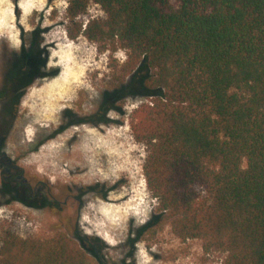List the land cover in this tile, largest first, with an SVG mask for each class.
<instances>
[{
  "label": "trees",
  "instance_id": "1",
  "mask_svg": "<svg viewBox=\"0 0 264 264\" xmlns=\"http://www.w3.org/2000/svg\"><path fill=\"white\" fill-rule=\"evenodd\" d=\"M92 4L103 16L82 30L75 19ZM67 16L76 26L70 39L82 34L128 53L121 83L102 92L104 121L127 96L151 95L130 125L173 232L203 240L223 264H264V0H69ZM55 75L43 67L39 78ZM69 231L42 240L8 234L0 264H104Z\"/></svg>",
  "mask_w": 264,
  "mask_h": 264
},
{
  "label": "rangeland",
  "instance_id": "2",
  "mask_svg": "<svg viewBox=\"0 0 264 264\" xmlns=\"http://www.w3.org/2000/svg\"><path fill=\"white\" fill-rule=\"evenodd\" d=\"M19 1L0 0V41L17 50L19 35L28 40L36 31L45 71L56 75L39 78L28 89L7 152L33 183L44 181L59 202L52 209L32 210L0 201V248L8 234L42 240L60 233L70 236L71 229L95 247L104 264H223L225 255L206 251L203 240L182 239L173 232V218L160 210L147 187V149L135 140L130 123L134 110L150 101L151 95L135 94L119 101L115 111L108 113L107 125H72L44 139L58 130L66 111L78 119L97 108L103 90L121 83L119 68L128 53L117 44L88 41L82 34L70 39L67 33L76 26L67 16L69 0H22L28 7L24 12ZM102 16L92 4L75 22L83 24V30L88 21ZM68 60L73 62L71 72L66 69ZM38 140L42 143L35 149ZM89 142L103 149L84 164L81 149ZM113 208L120 215L106 218L104 211ZM156 216L157 223L137 235Z\"/></svg>",
  "mask_w": 264,
  "mask_h": 264
},
{
  "label": "flooded vegetation",
  "instance_id": "3",
  "mask_svg": "<svg viewBox=\"0 0 264 264\" xmlns=\"http://www.w3.org/2000/svg\"><path fill=\"white\" fill-rule=\"evenodd\" d=\"M18 38L17 50L10 49L5 40L0 41V201L7 206L18 204L32 210L52 209L59 201L53 197L48 185L42 180L33 183L25 170L7 152V142L19 118L21 103L28 89L41 77V68L46 67L45 56L39 50L41 40L37 32L30 33L28 40L23 35ZM99 105L100 103L92 112L98 110L94 119H75L73 115L71 122L63 120L58 130H54L44 139L56 136L70 128L73 123L83 124L81 121L93 127L107 125L110 121H104L106 112H100ZM65 114L62 119L66 118ZM41 143L38 140L35 149Z\"/></svg>",
  "mask_w": 264,
  "mask_h": 264
},
{
  "label": "bare ground",
  "instance_id": "4",
  "mask_svg": "<svg viewBox=\"0 0 264 264\" xmlns=\"http://www.w3.org/2000/svg\"><path fill=\"white\" fill-rule=\"evenodd\" d=\"M25 1V0H24ZM24 1H22L21 3H20V5H21V7L23 8V12L24 11H27V6L25 5V3H24ZM34 1V0H33ZM2 2V1H1ZM30 3V2H29ZM33 4V3H32ZM38 8V7H37ZM70 47V46H69ZM70 54V53H69ZM70 56V55H69ZM68 56V57H69ZM71 59V58H70ZM69 59V60H70ZM65 61H66V59H64ZM68 60V61H69ZM73 60V59H72ZM73 63V62H72ZM72 63H71V61H69L67 64H66V67H68V68H66V69H69V71H70V69H71V67H72ZM65 64V63H64ZM64 64H62V65H64ZM63 68H64V66H63ZM66 69L64 70V71H66ZM69 71H67V72H69ZM66 72V73H67ZM71 72V71H70ZM61 74H62V72H61ZM65 74V73H64ZM69 74V73H68ZM65 76V75H64ZM69 76V75H68ZM61 77V76H60ZM100 144H102V143H100ZM100 149H103L102 148V145H96L95 146V148H93V147H91V145H90V142L89 143H87V145L86 146H84L82 149H81V151H82V153H83V160H84V164H90L91 163V160L92 159H94V157L95 156H97L98 155V151H101ZM111 150H112V148H111ZM110 150V151H111ZM114 150V149H113ZM116 151V150H115ZM113 152V151H112ZM117 152V151H116ZM114 154V153H113ZM118 154V153H117ZM120 156V155H119ZM118 156V158H121V157H119ZM112 157H114V156H111V158ZM32 159V158H31ZM117 159V158H116ZM110 169V168H109ZM111 170V169H110ZM113 173V172H112ZM87 177V176H86ZM96 208V207H95ZM109 208V207H108ZM97 209V208H96ZM99 209V208H98ZM101 210H102V208H101ZM108 210V209H107ZM103 211V210H102ZM102 211H101V213H102ZM126 211V210H125ZM108 212V213H107ZM124 213V212H123ZM126 214V213H125ZM101 215H103V214H101ZM104 215L106 216V218H107V215H110V216H108V217H111V215H113V216H119L120 215V212H119V209L117 208V209H115V208H113L112 210H109V211H104ZM139 215V214H138ZM125 216V215H124ZM121 218V217H120ZM119 219V218H118ZM109 220V219H108ZM107 220V221H108ZM110 224L113 226V219L112 218H110ZM108 223V222H107ZM111 225H110V227H111ZM105 226V225H104ZM103 226V227H104ZM116 226V225H115ZM113 229V228H112ZM102 230V229H101Z\"/></svg>",
  "mask_w": 264,
  "mask_h": 264
},
{
  "label": "crops",
  "instance_id": "5",
  "mask_svg": "<svg viewBox=\"0 0 264 264\" xmlns=\"http://www.w3.org/2000/svg\"><path fill=\"white\" fill-rule=\"evenodd\" d=\"M22 2V0L21 1H19V5L18 6H20V8L22 9V7H21V5H20V3ZM26 5V4H25Z\"/></svg>",
  "mask_w": 264,
  "mask_h": 264
}]
</instances>
